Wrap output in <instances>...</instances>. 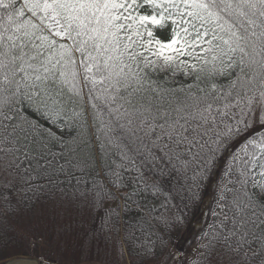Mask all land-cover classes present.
I'll list each match as a JSON object with an SVG mask.
<instances>
[{
  "label": "snow or ice",
  "instance_id": "6c2138e0",
  "mask_svg": "<svg viewBox=\"0 0 264 264\" xmlns=\"http://www.w3.org/2000/svg\"><path fill=\"white\" fill-rule=\"evenodd\" d=\"M133 172L169 231L214 194L171 264H264V0H0V186L82 212ZM18 211L0 264H54L7 253Z\"/></svg>",
  "mask_w": 264,
  "mask_h": 264
},
{
  "label": "trees",
  "instance_id": "16d2710c",
  "mask_svg": "<svg viewBox=\"0 0 264 264\" xmlns=\"http://www.w3.org/2000/svg\"><path fill=\"white\" fill-rule=\"evenodd\" d=\"M113 158L120 162L118 157ZM134 175V172L125 173V186L119 189L113 188L107 177L101 175L115 197L103 200L99 208H87L82 212L67 205L62 207L58 199L47 197L36 200L28 208L26 196L32 194L22 190L24 185L19 180L11 188L0 186V209L8 206L19 209L10 215L7 253L29 251V242L34 241L35 255L43 254L55 264H171L176 253L170 247L174 245L184 250L182 246L192 238L186 230L192 226L200 208L193 209L187 220L169 231L162 217L171 218L177 214L175 205L180 202L179 197L165 206L163 197L154 198L138 191L139 186L128 179ZM213 195L211 192L207 195L211 201ZM211 221L209 210L206 220L198 225L194 237L196 246L199 233ZM161 238L167 241V247L161 245ZM149 249L154 256L149 255Z\"/></svg>",
  "mask_w": 264,
  "mask_h": 264
},
{
  "label": "rangeland",
  "instance_id": "374dc122",
  "mask_svg": "<svg viewBox=\"0 0 264 264\" xmlns=\"http://www.w3.org/2000/svg\"><path fill=\"white\" fill-rule=\"evenodd\" d=\"M210 201H211V198L207 196L205 198L204 206L200 207L198 213L195 215L192 221V224H191L192 226L189 227L190 229L186 230V233H188L192 238L191 240H189L186 246H182V248H184L182 252L184 254L185 261L195 256V249L197 246H196L194 237H196V233L198 232V225L201 224L203 221H205L208 216V212L210 210V207H209ZM170 248L173 253H176L178 250V248H176V246L174 245H172Z\"/></svg>",
  "mask_w": 264,
  "mask_h": 264
}]
</instances>
